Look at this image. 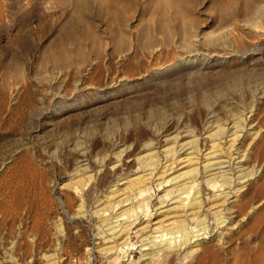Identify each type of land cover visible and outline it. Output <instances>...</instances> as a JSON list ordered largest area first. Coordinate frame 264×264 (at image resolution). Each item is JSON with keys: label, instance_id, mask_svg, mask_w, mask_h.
Segmentation results:
<instances>
[{"label": "rangeland", "instance_id": "1", "mask_svg": "<svg viewBox=\"0 0 264 264\" xmlns=\"http://www.w3.org/2000/svg\"><path fill=\"white\" fill-rule=\"evenodd\" d=\"M47 1L35 0L29 10L8 12V24H0V264H53L44 253L56 252L58 259L64 258L63 264H100L93 253L96 230L85 219L70 227L64 254L55 248L61 235L57 219L63 213L56 196L65 200L69 192L77 136L91 141L87 132L92 128L93 146L99 150L104 147L101 137L109 129H128V138H135L150 111L158 115L161 108L168 117L182 115L185 120H195L205 111L204 95L209 94L212 100L216 91L237 82L244 90L263 88L264 0ZM233 24L236 29H232ZM206 36L215 41L207 43ZM216 36L223 41H217ZM227 40L235 43L229 46ZM188 43L194 49L199 46L202 53L231 51L232 56L214 55L219 64L207 66L205 61L204 66L195 63L159 72L137 90L120 89L112 96H99L193 54ZM228 94H234L237 101L234 91ZM260 102V117L264 118V97ZM219 113L224 114L222 108ZM253 189L248 187L247 198L254 196L249 200L254 208H248L239 217V228H233L239 231L235 237L240 238L228 247L218 240L221 226L215 227L210 220L206 233L200 232L192 243L200 241L204 252H195V258L189 257L188 262L258 264L255 255L264 257V246L255 253L258 239L244 237L248 235L245 232L264 227V192H259L260 187L255 193ZM154 194L151 212L160 206L158 197L163 191ZM145 220L147 216L141 223ZM186 223V230L201 226L190 217ZM132 233L138 248L125 257L128 262L157 251L164 237L173 241L178 234L168 233L156 239L153 250H141V237L134 229Z\"/></svg>", "mask_w": 264, "mask_h": 264}, {"label": "bare ground", "instance_id": "2", "mask_svg": "<svg viewBox=\"0 0 264 264\" xmlns=\"http://www.w3.org/2000/svg\"><path fill=\"white\" fill-rule=\"evenodd\" d=\"M34 2L35 0H0V24H8V12L29 10L35 5ZM43 5L42 7H46ZM263 12L261 13L264 14ZM254 19L251 18L250 21ZM254 25L255 23L252 26ZM232 29H236L234 24ZM216 38L217 41L218 39L220 42L223 41L218 36ZM213 39L210 40L209 36L207 41H210L207 43L215 41ZM188 44L190 47L187 49H194L190 43ZM197 48L190 51L193 54L180 57L178 62L165 64L166 66L160 67L159 71L140 77L136 83L126 81L119 88H110L99 96L109 97L120 89L125 92L137 90L159 72L177 70L195 63L203 65L204 62L205 65V61L207 66L216 65L220 60L213 56L228 53H202L199 50L201 48ZM228 55L232 56L231 51ZM237 84L238 82L227 88L222 87L224 90L219 93L216 91L212 100L209 94L207 97L204 95L205 111L195 120H185L182 115L168 117L161 108L158 115L150 111L142 124L143 130L140 134L137 132L138 135L134 134L135 138L134 136L133 139L128 138V129H118L119 127L113 129L111 126L112 129L101 137L104 147L99 150H95L93 146V133L90 132L92 128L87 132L91 135V141L86 142L83 136L78 135V140L74 144L75 167L69 173L70 183L66 184L69 190L66 193V201L56 196L63 213L62 217L59 216L57 219L61 237L57 236L55 248L64 254L66 241L71 236L70 227L79 226V222L84 219L93 224L96 230L94 235L97 241L94 242L96 250L93 253L95 262L100 264H182V262L184 264L195 258V252H204L205 247L200 241L196 244L192 243L202 233H206L210 225L206 223L210 220L215 227L221 226L218 240L221 239L228 247L232 246L234 239L240 238L239 235L235 237L239 231H233V228L236 229L237 226L239 228L241 223L239 217L246 214L248 208H254L251 207V201L249 202L254 196L247 198L248 187L252 186L254 193L255 188L258 187H260L259 192H264V118L260 117V101L264 97V86L259 90L244 86L246 88L244 90L243 86L238 87ZM228 91L236 93L237 101H234L235 98L232 96L234 94L230 96ZM222 102L223 104H220ZM221 108L224 111L223 115L219 113ZM125 124L123 122V125ZM107 178L110 181H106ZM113 181L116 183L112 184ZM155 191H163V194L158 197L160 206L151 212V205L156 197ZM134 198L139 199L134 202ZM170 201V206L162 210ZM74 206L77 208L74 209ZM145 216L147 220L141 223V219ZM189 217L197 226L201 225L199 229L186 230L188 225L186 220ZM132 229L141 237V250H153L158 244L156 239L168 233H180V235L174 236L173 241L170 237H164L163 245L157 251L145 252L138 260L128 262L125 257L136 252L138 248L132 242ZM245 233L243 234L246 236H243L247 239L252 236L258 239L254 243L253 252L256 253L259 251L258 248H263L264 227L253 228L251 233L254 234H251L250 230ZM192 238H195L194 241H191ZM35 243L37 246L38 241ZM258 255H255L258 261L255 262L264 264V257ZM44 257L53 264H63L64 258L62 259L61 256L58 259V252L50 255L44 253ZM193 261L188 264H194Z\"/></svg>", "mask_w": 264, "mask_h": 264}]
</instances>
